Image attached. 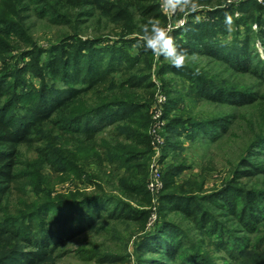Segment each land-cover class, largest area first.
I'll return each mask as SVG.
<instances>
[{
	"label": "trees",
	"instance_id": "trees-1",
	"mask_svg": "<svg viewBox=\"0 0 264 264\" xmlns=\"http://www.w3.org/2000/svg\"><path fill=\"white\" fill-rule=\"evenodd\" d=\"M23 1L0 0V68H8L0 78V264H54L65 241L99 223L118 221L138 223L142 235L135 247L138 252L158 251L174 264L178 259L191 263L185 254L188 248L174 240L182 237V228L167 218L171 213H179L200 233L202 238L186 243L196 247L199 251L193 254L203 260L209 255L200 249L210 248L224 254L219 258L223 264H244L242 259L249 254L264 264V92L223 84L187 64L177 69L161 57L157 76L172 73L184 78L186 91L181 94L170 80L161 81L167 95L161 159L169 156V160L163 166L157 222L148 232L149 209L133 203L147 207L151 201L146 185L154 84L140 65L148 63L145 56L152 53L142 47L134 55L130 47L149 18L166 26L158 0H68L71 14L57 10L53 0H37L35 9L43 11V18L51 15L55 24L69 26L47 48L30 36ZM198 1L210 5L206 18L196 22V13L192 14L183 27L170 33L178 47L264 85V58L254 45L255 38L264 43L263 6L254 0L242 1L236 8L222 6L226 0ZM225 12L234 18L231 33L225 28ZM97 14L111 24L102 31H109L113 40L98 28L83 34L84 17ZM251 24L259 29L252 30ZM45 54L37 86L26 82L21 69H13L21 58L33 56L38 64ZM137 90L146 92L143 100L119 97ZM183 98L191 102L189 109L206 102L235 112L192 117ZM250 107L257 112L255 120L245 119L249 134L240 153L228 160L221 182L206 187L207 176L219 173V167L201 155L198 175L186 174L191 169L184 156L186 142L220 145L233 136L237 112ZM47 126H52L49 135L36 138ZM22 145L36 153L40 164L35 171L19 168ZM86 152L89 160L84 158ZM67 181L75 187L59 194L57 186ZM106 186L113 187L116 195ZM111 199L116 200L112 207ZM207 205L218 209L220 217L234 220L238 231L248 236L237 238L233 246L225 236V222ZM117 260L114 254L98 258L100 263Z\"/></svg>",
	"mask_w": 264,
	"mask_h": 264
},
{
	"label": "rangeland",
	"instance_id": "rangeland-1",
	"mask_svg": "<svg viewBox=\"0 0 264 264\" xmlns=\"http://www.w3.org/2000/svg\"><path fill=\"white\" fill-rule=\"evenodd\" d=\"M242 1H248V0H232L233 4L232 6L238 5V3ZM37 0H24L22 4H27V9L23 13V20L24 23L28 27V32L30 36L33 38L34 41H36L37 45L42 46L43 48H47L51 42L57 41L59 37L67 33L69 31L68 25H58L51 20V15H46L44 18L41 16L43 11L35 9L38 8L36 5ZM200 9L196 13V16H199L200 19L206 18V9L209 8V4L200 3ZM254 2L260 4L264 8V0H254ZM225 4H227V0L222 4V6L225 7ZM53 5L63 13H72L73 7L68 3V0H53ZM229 5V4H228ZM227 5V6H228ZM87 9L86 7H82ZM233 16H238V13L233 10ZM46 14H50L48 11ZM192 15L191 13H177L168 20V25L173 26L178 20L183 19L186 23L189 16ZM262 18H264V10L262 12ZM86 20V23L82 26V31L84 35H91L93 34L94 28H98L102 31V29H107L111 27V24H107V20L104 17H101L100 15H96L94 18L92 17H84ZM167 23V22H166ZM184 23V24H185ZM251 24V29H252ZM184 26V25H183ZM181 26V27H183ZM179 27V28H181ZM176 29H172L174 31ZM253 30V29H252ZM171 31V32H172ZM256 31V30H254ZM105 32L104 36L110 37L108 40H110L113 36L112 34L108 33L109 31H102ZM107 33V34H106ZM138 37V35H136ZM113 40V39H111ZM139 41L134 42L132 47H130V52L134 55L139 54V48L142 47H136L135 45ZM106 44H111L110 41H105ZM121 43V42H120ZM254 45L258 53L261 55V57L264 58V43L258 39L255 38ZM15 54V51L10 52L9 55ZM18 53H16L17 55ZM46 54L42 56L40 62L36 64L34 58L30 57H24L19 59L16 65V68L13 69H21L23 72L22 77L26 78V82H32L34 86H37L40 83L41 78L38 76L39 72H41V64L44 59H46ZM149 56V57H148ZM193 56H189V62L187 63L188 66L197 68V70H200L201 72H204L205 74L213 77L214 79L218 80L219 82L223 84L232 85L239 88H248L251 91L256 92H264V85L262 81L259 79H256L254 77H251L249 75H236L229 71L226 66L220 62L212 61L208 58L198 57L194 56L195 59H192ZM145 58L149 60L148 63L142 62L141 68L146 69L147 75L149 76V79L154 84L153 88V95L151 98V107L149 108V112H151L152 107L154 106V102L156 100V96L162 95L165 98L167 95L162 90L161 87V81L162 80H170L173 83L174 90H178L181 94H184L186 91L185 86V79L181 77H177L173 75L172 73H168L164 76H157V70L160 68L161 65V58L157 59L153 54L146 55ZM31 59V60H30ZM166 62H170L166 59H164ZM25 64H28L29 67H26ZM1 67V65H0ZM39 67V68H38ZM8 68H0V78H3V75L5 74V71ZM38 73V74H37ZM119 78V77H117ZM7 80H12L11 77H8ZM115 92V91H113ZM117 95V93H114ZM135 94V96H134ZM146 94L145 91L137 90L134 91V93H120L119 97L129 98V100H143L145 97H143ZM122 95V96H120ZM118 96V95H117ZM167 99V98H166ZM166 101L163 104V110L162 114L164 112V106L166 104ZM90 103H87V105ZM182 104L186 106V110L188 115L192 117L196 116H208V115H218L222 114L224 112H227L231 110L230 108H227L226 106H217L213 105L211 103H200L192 107V109H189L187 107L191 106V102L189 99L183 98ZM190 111V112H189ZM231 112H235V110H231ZM239 115V120L237 121L236 126L232 128L233 136H230L229 138H225L220 145H209L207 147L202 146L200 143L197 145L190 146L189 141L186 142L187 147L184 150V156L186 157L187 164L191 166V169L189 171H185L186 174H192V177H195L199 173V163H200V155L205 156L206 160L209 158L213 160L214 164L219 167V173L211 174L210 176H207V183L206 187H212L213 185H218L221 182L222 177L226 174V170L229 168L228 160H233L237 154L240 153L242 143H244V140H246V136L249 134V131L247 130V127L245 125V119L246 121H254L256 117V111H254V108H246L241 109L237 112ZM243 116V117H242ZM163 117V116H162ZM151 120V119H150ZM164 125L161 129V133L163 136V129L165 126V119L163 118ZM151 124V122H150ZM52 126H47L44 128L40 133H37L35 135L36 138H42L44 139L46 136H48L50 133V129ZM150 125L148 128V134L149 137L151 136V133H149ZM165 137L163 136V140ZM50 140V138H48ZM53 140V139H52ZM165 141V140H164ZM35 144H38L37 142ZM151 146V144H150ZM192 147V148H191ZM162 151L163 148L161 147L159 149V157H155V152L151 146V154L149 156L148 160V169L151 163H156L158 166V170L160 172V176L162 178L163 174V166L168 162L169 156L162 160ZM90 153H84V158L89 160L91 158L89 156ZM20 162L19 168L26 169L29 168V171H35L36 168L39 167V160L37 159L36 153L31 147H27L25 145L20 146ZM148 179H153L148 174ZM264 182V179L262 180ZM163 184V181H162ZM86 189L90 190L91 186L89 184H85ZM75 185L70 182H64L63 185L57 186V190L59 194H66V192L74 188ZM106 190L114 192V188L111 186H106ZM161 191V190H160ZM160 191L157 192L155 190L149 191V198H150V205L147 207H143L142 205H137L133 203L134 206L137 208H148L150 211V216L148 219V222L146 224V230L150 232L153 229V226L157 222V212H158V197L160 194ZM115 194V192H114ZM116 195V194H115ZM117 198V197H116ZM120 199V197H118ZM110 206L112 207L114 202L116 200L111 199ZM208 206V205H207ZM209 207V206H208ZM212 214L216 215L217 217L223 216L222 213L219 212V210L209 207ZM219 213V214H218ZM167 218L179 225L182 228V237L176 236L174 240H181L188 249L185 251V254L188 255L187 258L191 259V263L185 262V259H178L175 262H179L177 264H223L222 260L219 259L221 256H224V254L215 253L212 251V249L204 248L200 249L201 252H204L205 254L208 253L209 257L203 258L198 257L195 254H193L195 251H199L194 247L193 245H189L186 243L187 239H200L202 238L200 233H197L193 225L187 221L184 217H182L179 213H171L167 215ZM220 220L222 222H225L226 228H225V236L228 237L231 240L232 245L237 244V238L241 239L242 237L248 236L247 232H241L238 231L239 225L234 222V220L230 219L229 217H220ZM100 225H96L92 230L86 229L85 231H82L78 234H76L72 239L67 240L63 243V245L58 250L57 254L60 256L58 259H56L54 264H174L172 261H168L165 259L163 253H159L158 251H141L138 252L135 248L137 244L140 243L141 240V232L138 223L135 222H103L99 223ZM240 232V233H239ZM258 235H255V239L257 240ZM186 243V244H185ZM107 254H114L117 256L118 260L115 262H106V263H100L98 261V258H103ZM89 256V257H88ZM91 257V259H89ZM245 257V256H244ZM249 258H243L242 263L244 264H259L260 259L257 258L254 254H249ZM144 259V261H143Z\"/></svg>",
	"mask_w": 264,
	"mask_h": 264
},
{
	"label": "clouds",
	"instance_id": "clouds-1",
	"mask_svg": "<svg viewBox=\"0 0 264 264\" xmlns=\"http://www.w3.org/2000/svg\"><path fill=\"white\" fill-rule=\"evenodd\" d=\"M232 0H227L231 4ZM165 14L174 15L177 13L195 14L200 9L198 0H161L160 5ZM199 16L195 17L199 22ZM226 31L231 33L234 30L233 16L225 12L224 18ZM253 30H258L259 25L253 24ZM172 29L165 27L158 18H149L145 24L141 26V33L138 35V43L136 47H143L146 51H150L157 59L163 57L170 61L171 65L177 69H182L189 62V54L185 49L179 48L174 37L170 34ZM194 60L195 57L193 56Z\"/></svg>",
	"mask_w": 264,
	"mask_h": 264
},
{
	"label": "built area",
	"instance_id": "built-area-1",
	"mask_svg": "<svg viewBox=\"0 0 264 264\" xmlns=\"http://www.w3.org/2000/svg\"><path fill=\"white\" fill-rule=\"evenodd\" d=\"M161 0H158V8L159 11L164 15V17L166 18V26L165 27H170L171 29H178L179 27L184 25V20L180 19L178 20L173 26L168 25V20H170L171 18H173V16L175 15H170V14H165L161 7ZM166 98L162 95H158L156 96V100L154 102V106L152 107V110L150 112L151 115V124H150V130L149 133H151L150 136V144L155 152V157H159V149L161 147H163L164 145V140H163V136L161 133V129L163 127V114H162V110H163V104L165 102ZM148 174L149 176H151L153 179H148L147 181V189L148 191H157L159 192L162 187V178L160 176V172L158 170V166L156 165V163H151L148 169Z\"/></svg>",
	"mask_w": 264,
	"mask_h": 264
}]
</instances>
